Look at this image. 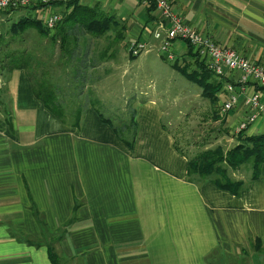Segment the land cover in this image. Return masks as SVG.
Returning <instances> with one entry per match:
<instances>
[{
  "label": "crops",
  "instance_id": "crops-1",
  "mask_svg": "<svg viewBox=\"0 0 264 264\" xmlns=\"http://www.w3.org/2000/svg\"><path fill=\"white\" fill-rule=\"evenodd\" d=\"M169 2L185 24L264 67V0ZM81 4L98 7L120 22L128 44L145 40L151 51L153 46L160 51L152 36L156 16L148 15L140 1ZM47 12L62 16L64 7L32 10L31 17L40 19ZM7 46L0 57V264H50L49 244L61 264H213L216 256L263 264L264 167L239 196L207 178L189 176L187 157L175 149L154 98L134 101L136 138L131 149L92 106L85 109L78 129L62 124L34 97L29 70L11 71L10 59H4L11 53ZM19 51L29 52L26 46ZM187 51L183 42L175 41L174 60L169 62H191ZM52 52L54 61L58 45ZM121 61L100 64L102 72L94 80L121 86L103 94L93 89L103 104L107 98H123ZM113 68L119 69L115 77ZM33 69H40V75L42 67ZM239 79L238 72L226 74L225 84L233 85L240 100L222 119L230 132L245 116L242 103L250 88L264 102V89L243 86ZM222 91L219 101L224 100ZM4 114L10 115V125ZM262 133L264 115L244 132ZM234 178L247 183L250 176L243 179L239 173Z\"/></svg>",
  "mask_w": 264,
  "mask_h": 264
},
{
  "label": "trees",
  "instance_id": "trees-1",
  "mask_svg": "<svg viewBox=\"0 0 264 264\" xmlns=\"http://www.w3.org/2000/svg\"><path fill=\"white\" fill-rule=\"evenodd\" d=\"M81 1L71 0L67 3L51 4L64 7L62 18L54 28L53 34L45 29L39 19L31 17L32 10L47 7L42 5L21 9L26 11V17L11 27L14 33L34 29L41 37L48 38L59 48L58 58L54 61L51 58L52 51L47 52V58L34 59L32 66L42 67V71L38 76L33 74L34 72L28 75L32 93L55 119L76 129L80 127L85 109L92 106L100 120L109 126L117 139L131 149L136 138L134 109L128 111L129 106L126 105L124 109L126 114L123 116L124 111L121 108L109 100L103 104L99 99H95L93 94V89H99L98 92L103 94L111 87H121L119 83L116 84L112 80L101 82L94 79L102 72L99 69L101 63L117 59L114 54L99 51L97 42L103 39H107L109 44L114 39L123 42L125 40L124 26L103 14L98 7H87L82 5ZM146 11L148 15H151L154 13V7L150 5L146 7ZM186 55L190 59L194 58V68L191 69L189 62L185 60H176L171 64L172 70L189 83L199 87L202 98L214 106L220 100L219 93L227 81L226 77L217 78L203 62L196 59L197 55L192 53L190 47ZM33 58L29 53L19 50H12L4 57V59H10L11 71L33 68L29 62ZM127 58L130 61L136 59L131 57V54H128ZM161 58L165 60L163 54ZM256 89L260 90V88ZM109 103L111 105L106 108L105 105ZM108 115L112 117H107ZM216 116L217 114L215 119H218ZM3 119L9 125L11 124L9 114H4ZM175 149L187 157L189 176L207 178L217 188L233 196H239L250 182L257 180L264 167V133L246 136L243 132L236 136V145L231 149L224 150L221 146H217L213 149H205L191 157L176 143ZM242 167L250 169L248 172L250 179L247 183L234 178V174H238ZM260 250L261 243L257 240L255 251L258 253ZM47 254L50 264H61L50 244L47 247Z\"/></svg>",
  "mask_w": 264,
  "mask_h": 264
},
{
  "label": "rangeland",
  "instance_id": "rangeland-1",
  "mask_svg": "<svg viewBox=\"0 0 264 264\" xmlns=\"http://www.w3.org/2000/svg\"><path fill=\"white\" fill-rule=\"evenodd\" d=\"M138 1L141 2V0ZM171 10L172 13L175 14L176 17L180 20L182 25L194 30V33L202 37L204 40L206 39L210 41L212 44H214L217 48L221 50H231L237 53V55L240 56L241 59L250 61L241 56L235 50L219 45L216 41H213L208 35L200 33L196 28L185 24L181 17L173 11V6ZM24 11L25 10H17L5 11L3 13H0V57H2V51H7H5V49H8V43L11 45V51L20 50L21 47L26 46L27 50H29L28 53L32 57H34L29 61L32 66L34 64V59H40L43 56L47 57V52L55 50L57 44H53L48 38L45 39L44 37H41L34 29H27L24 32L17 31L16 33H14L11 30V27L16 22L26 17V14L23 13ZM155 16L157 17V14ZM177 41L183 42L187 46V48L190 45L188 44V40L178 39ZM135 42L136 41H130L128 44L125 40L123 42H120L115 39L111 41L110 44L108 43L107 39H103L97 42V49L99 51H105L104 53L114 54L117 57L116 60L112 61H115L116 63L119 61L121 63V60L124 61L121 65L123 68L122 71L125 72V75L122 78L123 98L122 100L118 98H107V100L118 106V108H121V110L124 111V113L122 114L124 116L126 114V110H124L126 108V105L129 106L128 111H130L131 109L135 110L134 101L136 97L137 99L141 100H149L151 98H154L159 104V109L163 112L161 123L165 126H169V130L173 135L176 145L183 151H185L187 154H189L190 157L205 149H213L217 146H221L224 150H228L234 147L236 145V136H238L240 133L231 134V132L227 128V126L229 125L225 122L222 123V119H225L228 112L231 111H224L223 109V104L228 100L229 96L232 97L234 95V97H236V104L240 102L234 91L232 90L230 92L229 90H221L223 92L221 97H224V100L218 101L217 104L212 106V104L202 98L201 89L199 87L192 83H189L178 73L173 72L171 68V63L169 61H166V59L162 60L159 58L158 54L162 53L158 51V47L156 46H153V50L151 51L150 49L149 52H151L147 55H145L146 53L144 50V52L139 55V58L134 59L127 66L128 58L126 57L128 56V54H132L131 48L133 46V43ZM141 42L145 43L146 45H149L145 40ZM160 42L161 41H158L159 44L162 43ZM174 42L175 41L170 43V45L173 46ZM131 57L134 56L131 55ZM196 59H198L199 62H203L204 64L206 62V60H201V58L198 56H196ZM250 62L251 64L262 67L264 69L263 66L252 61ZM188 64L191 69H193L194 58L191 59V62H189ZM28 70L29 74L34 72L33 74H35L36 76L39 75L38 71L40 69L36 70L30 67ZM118 71L119 69L116 68H113V71L111 70V72H113V76L114 73H118ZM228 72L231 73L229 70H227L223 77H226V74ZM227 85H230L233 88L232 84ZM225 86L226 84L223 87ZM253 88L258 87L253 85ZM112 90L117 91V88L111 87L109 93ZM249 90L251 91L249 92V94L244 96V100L242 103L245 116L241 118V121L245 120L248 115L253 113L251 108L247 107L245 103V98L251 95L253 92H256V90L253 91L251 88ZM256 93L259 94V100L261 99L260 102L263 103L262 94L259 92ZM113 95L114 93L110 94V97H112ZM215 114H217L218 117L216 116V118L218 119H215ZM262 115L264 114L258 115L257 119L253 124H255L259 120V118H261ZM107 117L112 116L108 115ZM249 171L250 169L242 167L239 170V173L241 176H243L244 179L245 177H249ZM256 254L259 257V253L256 252ZM227 261L228 262H226V259L216 256L213 261V264H245V261L237 262L232 259ZM262 263L264 264V260Z\"/></svg>",
  "mask_w": 264,
  "mask_h": 264
},
{
  "label": "built area",
  "instance_id": "built-area-1",
  "mask_svg": "<svg viewBox=\"0 0 264 264\" xmlns=\"http://www.w3.org/2000/svg\"><path fill=\"white\" fill-rule=\"evenodd\" d=\"M70 0H0V12L30 9L36 6H50L51 4L67 3ZM144 6H153L154 14H157L155 30L152 33L154 40L161 41L160 52L165 56L167 61L174 60L171 53V45L173 41L188 40L189 47L193 54H196L201 60H206L205 66L217 77L222 78L225 72L240 73L238 84L255 85L260 89H264V69L262 67L251 64L250 61L241 59L237 53L231 50H221L208 40L194 33V30L181 24L180 20L172 13V5L168 0H141ZM61 13L47 12L45 17H40L45 29L52 32L58 22L61 20ZM150 47V48H149ZM130 49V48H129ZM151 49L150 45H146L141 41L133 43L131 48L132 56L136 57L148 53ZM226 70V71H225ZM232 91L230 85H226L225 91ZM259 94L253 92L245 98L247 107H250L253 113L248 115L245 120L240 121L237 127L231 130V134H241L246 132L255 122L258 115L264 114V102H260ZM236 104V97L229 96L228 100L223 104L224 111L231 110Z\"/></svg>",
  "mask_w": 264,
  "mask_h": 264
}]
</instances>
